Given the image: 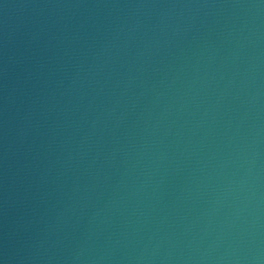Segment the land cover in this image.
<instances>
[{
  "label": "water",
  "instance_id": "water-1",
  "mask_svg": "<svg viewBox=\"0 0 264 264\" xmlns=\"http://www.w3.org/2000/svg\"><path fill=\"white\" fill-rule=\"evenodd\" d=\"M0 264H264V0H0Z\"/></svg>",
  "mask_w": 264,
  "mask_h": 264
}]
</instances>
